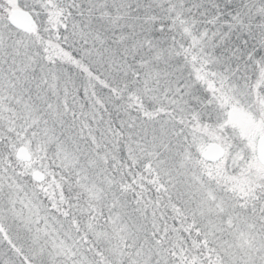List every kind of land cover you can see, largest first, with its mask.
Returning <instances> with one entry per match:
<instances>
[{"label": "snow or ice", "instance_id": "1", "mask_svg": "<svg viewBox=\"0 0 264 264\" xmlns=\"http://www.w3.org/2000/svg\"><path fill=\"white\" fill-rule=\"evenodd\" d=\"M0 264H264V0H0Z\"/></svg>", "mask_w": 264, "mask_h": 264}]
</instances>
